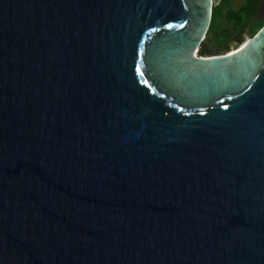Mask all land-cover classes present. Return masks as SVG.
<instances>
[{
  "label": "water",
  "instance_id": "95a60500",
  "mask_svg": "<svg viewBox=\"0 0 264 264\" xmlns=\"http://www.w3.org/2000/svg\"><path fill=\"white\" fill-rule=\"evenodd\" d=\"M211 7L0 0V264H264V24L194 55Z\"/></svg>",
  "mask_w": 264,
  "mask_h": 264
},
{
  "label": "flooded vegetation",
  "instance_id": "af4514ba",
  "mask_svg": "<svg viewBox=\"0 0 264 264\" xmlns=\"http://www.w3.org/2000/svg\"><path fill=\"white\" fill-rule=\"evenodd\" d=\"M211 17L205 37L194 51H205L206 45L215 54L239 48L264 24V0H220L216 6L211 0ZM262 23L261 25H258ZM212 40V44L210 43Z\"/></svg>",
  "mask_w": 264,
  "mask_h": 264
},
{
  "label": "trees",
  "instance_id": "16d2710c",
  "mask_svg": "<svg viewBox=\"0 0 264 264\" xmlns=\"http://www.w3.org/2000/svg\"><path fill=\"white\" fill-rule=\"evenodd\" d=\"M262 23H259L258 25H261Z\"/></svg>",
  "mask_w": 264,
  "mask_h": 264
}]
</instances>
